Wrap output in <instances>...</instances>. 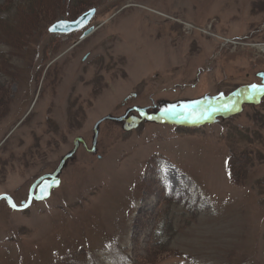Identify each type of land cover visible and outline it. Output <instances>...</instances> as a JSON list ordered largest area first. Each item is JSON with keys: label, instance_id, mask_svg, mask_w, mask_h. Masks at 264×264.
<instances>
[{"label": "rangeland", "instance_id": "rangeland-1", "mask_svg": "<svg viewBox=\"0 0 264 264\" xmlns=\"http://www.w3.org/2000/svg\"><path fill=\"white\" fill-rule=\"evenodd\" d=\"M89 7L86 39L47 33ZM259 46L264 0H0V194L96 141L46 201L0 200V264H264V96L187 129L116 119H197L263 83Z\"/></svg>", "mask_w": 264, "mask_h": 264}, {"label": "water", "instance_id": "water-1", "mask_svg": "<svg viewBox=\"0 0 264 264\" xmlns=\"http://www.w3.org/2000/svg\"><path fill=\"white\" fill-rule=\"evenodd\" d=\"M92 14V10L87 12L86 14H84L77 22L75 23H65V24H61L58 23L56 25H54L50 30L51 31H69L70 29H76L81 27L82 25H84L87 20L89 19V17ZM264 90H258L256 92V94H259L261 92H263ZM58 183L57 180H52L50 182H44L41 184V186H39L38 188V193H37V198L42 199L48 196L49 194V189L51 186H56ZM41 189H44V191H41Z\"/></svg>", "mask_w": 264, "mask_h": 264}, {"label": "snow or ice", "instance_id": "snow-or-ice-1", "mask_svg": "<svg viewBox=\"0 0 264 264\" xmlns=\"http://www.w3.org/2000/svg\"><path fill=\"white\" fill-rule=\"evenodd\" d=\"M66 22H61V24H65ZM251 88L255 91L258 90V86L257 85H252ZM260 90H264V86H259ZM41 191H44V189H41ZM9 203H11V201L9 200ZM15 206V205H13Z\"/></svg>", "mask_w": 264, "mask_h": 264}, {"label": "trees", "instance_id": "trees-1", "mask_svg": "<svg viewBox=\"0 0 264 264\" xmlns=\"http://www.w3.org/2000/svg\"><path fill=\"white\" fill-rule=\"evenodd\" d=\"M231 178H232V177H231ZM232 179H233V178H232ZM159 247H160V246H159ZM151 248H152V250H153L151 253H155V252L157 253V251H158V247H154V246H152ZM133 263H134V264H139V263H137V262L134 260V258H133Z\"/></svg>", "mask_w": 264, "mask_h": 264}, {"label": "bare ground", "instance_id": "bare-ground-1", "mask_svg": "<svg viewBox=\"0 0 264 264\" xmlns=\"http://www.w3.org/2000/svg\"><path fill=\"white\" fill-rule=\"evenodd\" d=\"M259 49L264 53V46H259Z\"/></svg>", "mask_w": 264, "mask_h": 264}]
</instances>
